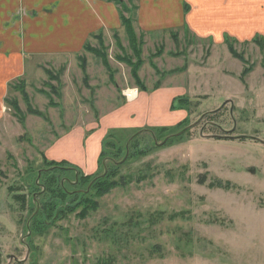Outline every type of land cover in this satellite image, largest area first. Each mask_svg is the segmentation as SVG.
Masks as SVG:
<instances>
[{
  "label": "rangeland",
  "instance_id": "1",
  "mask_svg": "<svg viewBox=\"0 0 264 264\" xmlns=\"http://www.w3.org/2000/svg\"><path fill=\"white\" fill-rule=\"evenodd\" d=\"M122 1L132 32L95 33L89 51L38 57L10 83L0 264H264V37L146 32L137 0ZM160 88L173 96L148 113L161 124L134 113L138 127H120L132 120L120 108ZM115 122L88 180L73 163H48V148L73 156V145L52 146L71 130L87 137ZM104 180L119 185L99 195Z\"/></svg>",
  "mask_w": 264,
  "mask_h": 264
},
{
  "label": "crops",
  "instance_id": "2",
  "mask_svg": "<svg viewBox=\"0 0 264 264\" xmlns=\"http://www.w3.org/2000/svg\"><path fill=\"white\" fill-rule=\"evenodd\" d=\"M137 24L146 32L186 26L200 38L213 35L224 43V33L228 31L243 41H251L256 36L264 37V0H137ZM121 26L120 6L112 0H0V121L6 117L10 83L26 74L27 63L38 57L49 60L76 55L91 35ZM164 91L168 93L160 88L139 94L135 101L115 112L128 113L131 124L120 126L115 122L87 137L83 128L71 130L52 146L73 145V156L48 148L46 159L68 161L86 175L96 173L102 141L109 128L138 127L134 113L148 117L141 126L162 123L148 113L158 105L169 110L173 96L164 99Z\"/></svg>",
  "mask_w": 264,
  "mask_h": 264
},
{
  "label": "trees",
  "instance_id": "3",
  "mask_svg": "<svg viewBox=\"0 0 264 264\" xmlns=\"http://www.w3.org/2000/svg\"><path fill=\"white\" fill-rule=\"evenodd\" d=\"M112 1H114V2H116L119 6H120V13H121V22H122V26L123 27H125V29H126V31H127V33H130V32H132V29H131V26H130V24H129V19L127 18V17H125L124 16V12H126V8L124 7V2L122 1V0H112ZM258 38V36H256L255 38H254V41L255 42H257V39ZM86 51L88 50L89 51V44L88 43H86V45H85V48H84ZM229 49H230V51H231V53H233L234 55H235V57H237V58H239L240 60H242V61H244V58L243 57H240V56H238V55H236L235 53H234V50H233V48H232V46H229ZM81 60L83 59V57L82 56H80L79 57ZM84 64V63H83ZM248 72V70H245L244 71V74H243V76H245V73H247ZM8 102V101H7ZM15 107H17V106H15ZM18 109V108H17ZM112 143V142H111ZM111 143H106L105 144V148L107 147V145H109V144H111ZM113 144V143H112ZM106 149H104L103 150V153H102V156L104 155V154H106ZM48 162V161H47ZM49 164H51V165H53V166H55V167H58V166H60V165H63V164H67L66 162H56V161H49L48 162ZM72 168V167H71ZM73 169H75V170H78L76 167H73ZM91 176L90 175H85L84 176V180H88L89 178H90ZM114 179V178H113ZM96 184V187L97 188H99L98 190H99V195H105V194H107L109 191H110V189L111 188H114L115 186H118L119 185V183H118V181H116V180H113V181H98V182H96L95 183ZM94 184V185H95ZM93 185V186H94ZM63 191V190H62ZM95 204V203H94ZM96 206H97V204H95ZM95 206V207H96ZM90 209H93V205H92V207L91 206H86V207H84L83 208V210H82V213H81V216L82 217H85L86 215H88V213H89V210ZM61 214V213H60Z\"/></svg>",
  "mask_w": 264,
  "mask_h": 264
},
{
  "label": "built area",
  "instance_id": "4",
  "mask_svg": "<svg viewBox=\"0 0 264 264\" xmlns=\"http://www.w3.org/2000/svg\"><path fill=\"white\" fill-rule=\"evenodd\" d=\"M135 93H137V92H135ZM135 93H130V92H127V96L129 97V98H133V97H135Z\"/></svg>",
  "mask_w": 264,
  "mask_h": 264
},
{
  "label": "bare ground",
  "instance_id": "5",
  "mask_svg": "<svg viewBox=\"0 0 264 264\" xmlns=\"http://www.w3.org/2000/svg\"><path fill=\"white\" fill-rule=\"evenodd\" d=\"M130 93H133V91H129Z\"/></svg>",
  "mask_w": 264,
  "mask_h": 264
}]
</instances>
